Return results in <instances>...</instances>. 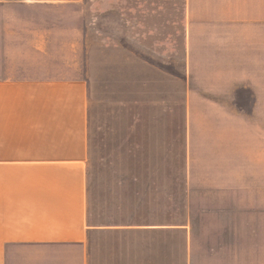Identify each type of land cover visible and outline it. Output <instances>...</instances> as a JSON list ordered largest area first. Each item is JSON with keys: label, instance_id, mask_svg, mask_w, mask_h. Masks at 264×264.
I'll use <instances>...</instances> for the list:
<instances>
[{"label": "crops", "instance_id": "1", "mask_svg": "<svg viewBox=\"0 0 264 264\" xmlns=\"http://www.w3.org/2000/svg\"><path fill=\"white\" fill-rule=\"evenodd\" d=\"M83 1L0 0V264H89L88 85L73 75L82 29L41 21L78 16ZM185 49L186 189L200 183L230 203L197 208L226 223L205 229L190 205L185 224L162 229L183 230L185 264H252L264 257V213L240 205L233 160L241 136L248 144L241 115L264 113V0H185ZM17 67L32 76H14ZM257 178L264 186V169Z\"/></svg>", "mask_w": 264, "mask_h": 264}, {"label": "rangeland", "instance_id": "2", "mask_svg": "<svg viewBox=\"0 0 264 264\" xmlns=\"http://www.w3.org/2000/svg\"><path fill=\"white\" fill-rule=\"evenodd\" d=\"M78 10V16L48 13L41 21L49 28L82 29L73 75L88 85V212L96 229L87 242L89 264H185L183 230L162 228L185 224L190 205L205 229L226 223L197 208L230 203L211 199L213 189L200 183L186 189L185 0H84ZM33 28L18 29L17 38L25 41ZM63 37L68 47L75 35ZM14 76L32 75L17 67ZM243 116L248 144L241 136L233 160L234 166L239 160L244 184L240 205L264 213V186L257 178L264 169V113ZM259 218L263 226L264 214ZM251 263L264 264V257Z\"/></svg>", "mask_w": 264, "mask_h": 264}]
</instances>
